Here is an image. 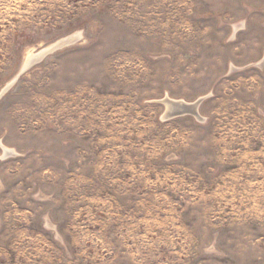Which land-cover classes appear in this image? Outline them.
I'll list each match as a JSON object with an SVG mask.
<instances>
[{
	"label": "rangeland",
	"instance_id": "374dc122",
	"mask_svg": "<svg viewBox=\"0 0 264 264\" xmlns=\"http://www.w3.org/2000/svg\"><path fill=\"white\" fill-rule=\"evenodd\" d=\"M0 264H264V0H0Z\"/></svg>",
	"mask_w": 264,
	"mask_h": 264
},
{
	"label": "water",
	"instance_id": "95a60500",
	"mask_svg": "<svg viewBox=\"0 0 264 264\" xmlns=\"http://www.w3.org/2000/svg\"><path fill=\"white\" fill-rule=\"evenodd\" d=\"M202 100H203V98H200V99L198 100V106H197V109L194 110V108H193V109H191L192 111L189 110V109H187V110L190 111V112L195 113L196 115H198V107H199V105L201 104Z\"/></svg>",
	"mask_w": 264,
	"mask_h": 264
},
{
	"label": "bare ground",
	"instance_id": "6f19581e",
	"mask_svg": "<svg viewBox=\"0 0 264 264\" xmlns=\"http://www.w3.org/2000/svg\"><path fill=\"white\" fill-rule=\"evenodd\" d=\"M29 59H30V58L27 59V62H28V63L26 64L27 66H28L29 63H30V62H29ZM9 86H10V84H9L7 87H9ZM183 105H185V104H182V106H183Z\"/></svg>",
	"mask_w": 264,
	"mask_h": 264
}]
</instances>
